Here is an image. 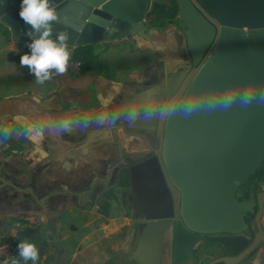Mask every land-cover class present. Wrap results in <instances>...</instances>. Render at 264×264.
<instances>
[{"label": "crops", "instance_id": "obj_1", "mask_svg": "<svg viewBox=\"0 0 264 264\" xmlns=\"http://www.w3.org/2000/svg\"><path fill=\"white\" fill-rule=\"evenodd\" d=\"M173 25L152 28L148 39L117 36L122 50L113 63L104 58L109 50L96 51L90 71L68 66L40 85L20 66L30 39L0 20V239L18 245L19 231L35 228L28 239L48 240L47 264H54L53 253L61 264V252L63 264H172L176 200L153 147L160 111L193 66L183 30ZM124 40L132 44L129 60L122 56ZM148 109L159 114L126 119ZM105 112L121 118L97 124ZM61 120L74 121L70 131L50 130ZM257 211L260 225L250 214L248 221L264 230V202ZM197 251L188 264H207L221 253L206 242ZM248 257L238 264H264V240Z\"/></svg>", "mask_w": 264, "mask_h": 264}, {"label": "water", "instance_id": "obj_2", "mask_svg": "<svg viewBox=\"0 0 264 264\" xmlns=\"http://www.w3.org/2000/svg\"><path fill=\"white\" fill-rule=\"evenodd\" d=\"M153 1L52 0L59 15L54 32L68 33L70 49L126 34L148 39ZM176 2L193 67L160 111L153 147L176 200L171 263H190L206 242L221 249L207 264H238L264 240V230L247 220L254 213L260 225L264 191L237 197L264 161V0ZM20 4L0 0V20L29 38ZM244 96L253 97L246 107L239 103ZM225 97L237 102L227 110L211 106ZM188 106L193 111L185 115Z\"/></svg>", "mask_w": 264, "mask_h": 264}, {"label": "clouds", "instance_id": "obj_3", "mask_svg": "<svg viewBox=\"0 0 264 264\" xmlns=\"http://www.w3.org/2000/svg\"><path fill=\"white\" fill-rule=\"evenodd\" d=\"M19 16L25 24L30 26L28 36L31 41L27 45L29 52L20 56V66L27 67L30 74L35 77V82L40 85L55 76L65 74L68 70L72 52L68 43V33L63 31L54 32V24L59 22V15L52 0H21ZM106 99L102 94L97 97V100L102 103ZM252 100L253 97L244 96L239 99V103L246 107ZM236 102L232 97H225L212 102L211 106L227 110ZM260 102H264V96L260 97ZM192 111V106L184 109L185 115H190ZM158 114V111L151 109L146 110L143 114L130 111L127 113L126 119L130 123H135L138 119L148 120ZM120 118L118 113L105 112L97 115L95 122L97 124L114 125ZM73 123L72 120H61L51 125L50 130L55 131L57 134L67 132L71 130ZM4 131L7 132L8 130L5 129ZM17 249L18 258L13 257L11 264H20L21 261L24 264H28V261L36 264L40 258L39 248L36 243L28 238L20 240Z\"/></svg>", "mask_w": 264, "mask_h": 264}, {"label": "trees", "instance_id": "obj_4", "mask_svg": "<svg viewBox=\"0 0 264 264\" xmlns=\"http://www.w3.org/2000/svg\"><path fill=\"white\" fill-rule=\"evenodd\" d=\"M178 9L179 8L176 0H154L152 8L147 15L148 27L158 29L166 27L175 20L176 16L178 15ZM70 50L72 52L70 60L80 62V71L86 72L92 69L93 64L98 56L94 43L80 44ZM261 181H264V161L262 165L252 173L247 181L240 184L237 190V197L239 199L249 197L252 192L257 191L258 185ZM127 184L128 183L126 180L122 183L123 186ZM249 214L252 217L255 215L254 213ZM247 220H249L248 215ZM35 230V228H26L23 231H19V237L21 239L29 238L34 234ZM48 244V240L45 239L37 245L40 250V258L36 264H47L48 258L46 256V260H44L43 255H47ZM196 254H198L197 249L195 250L194 258ZM28 264H32V262L28 261ZM215 264H224V262H217Z\"/></svg>", "mask_w": 264, "mask_h": 264}, {"label": "rangeland", "instance_id": "obj_5", "mask_svg": "<svg viewBox=\"0 0 264 264\" xmlns=\"http://www.w3.org/2000/svg\"><path fill=\"white\" fill-rule=\"evenodd\" d=\"M146 20H148V18ZM173 24L174 25H173L172 29H175L176 31H182L186 27L184 21L180 18L179 15L176 16V20L173 21ZM151 29L152 28H148V30H150L152 32ZM128 39H132L131 40L132 43L133 44L135 43V40L133 38H128ZM111 40H113V38ZM111 40L94 43L95 50L97 52L109 50V52L104 55V58L107 59L108 63H113V60H115V58L118 56L119 52L122 50V48L120 47L121 46L120 44H115L117 40H113L114 42H109ZM124 41H127V42H123L125 45L122 46L123 47L122 56L124 59L127 57V60H129L131 57V54H130V50H128V49L132 44H130L131 42L129 43L130 40H124ZM132 55H133V52H132ZM195 257H197V254ZM55 261H57V263ZM52 262H54V264H58V259H56L54 253L52 254Z\"/></svg>", "mask_w": 264, "mask_h": 264}, {"label": "built area", "instance_id": "obj_6", "mask_svg": "<svg viewBox=\"0 0 264 264\" xmlns=\"http://www.w3.org/2000/svg\"><path fill=\"white\" fill-rule=\"evenodd\" d=\"M74 73L80 72V62L69 61L68 65ZM17 245L11 238L0 239V264H10L13 257L16 256Z\"/></svg>", "mask_w": 264, "mask_h": 264}]
</instances>
